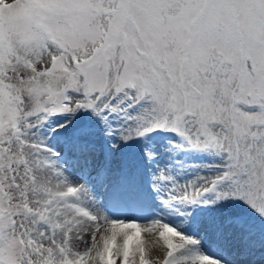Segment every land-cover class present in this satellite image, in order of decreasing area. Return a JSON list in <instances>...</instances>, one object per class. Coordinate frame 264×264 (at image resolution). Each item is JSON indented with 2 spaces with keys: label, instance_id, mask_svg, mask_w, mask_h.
Returning a JSON list of instances; mask_svg holds the SVG:
<instances>
[{
  "label": "snow or ice",
  "instance_id": "6c2138e0",
  "mask_svg": "<svg viewBox=\"0 0 264 264\" xmlns=\"http://www.w3.org/2000/svg\"><path fill=\"white\" fill-rule=\"evenodd\" d=\"M142 223L264 264V0H0V264H151Z\"/></svg>",
  "mask_w": 264,
  "mask_h": 264
},
{
  "label": "bare ground",
  "instance_id": "6f19581e",
  "mask_svg": "<svg viewBox=\"0 0 264 264\" xmlns=\"http://www.w3.org/2000/svg\"><path fill=\"white\" fill-rule=\"evenodd\" d=\"M141 227L145 229L142 233L143 246L147 250V258L150 262L158 260L160 252L166 249L163 246V242L158 237V230H155L153 226L147 223H142ZM178 242V241H177ZM91 246L90 233L83 236V240L77 242V250L83 251L86 247Z\"/></svg>",
  "mask_w": 264,
  "mask_h": 264
},
{
  "label": "rangeland",
  "instance_id": "374dc122",
  "mask_svg": "<svg viewBox=\"0 0 264 264\" xmlns=\"http://www.w3.org/2000/svg\"><path fill=\"white\" fill-rule=\"evenodd\" d=\"M166 249H163V252H160L158 260L151 262V264H162V261L164 259V255L166 254ZM148 259V258H147ZM117 264H119V258L117 259Z\"/></svg>",
  "mask_w": 264,
  "mask_h": 264
}]
</instances>
